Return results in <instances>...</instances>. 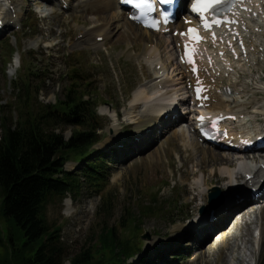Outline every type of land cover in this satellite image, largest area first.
Wrapping results in <instances>:
<instances>
[{
    "label": "rangeland",
    "instance_id": "1",
    "mask_svg": "<svg viewBox=\"0 0 264 264\" xmlns=\"http://www.w3.org/2000/svg\"><path fill=\"white\" fill-rule=\"evenodd\" d=\"M5 1L0 0V7ZM34 1L14 0L23 28L18 30L17 22L0 36V101L7 105L6 110L11 108L15 92L9 82L28 74L30 68L35 70L32 83L39 91L34 99L44 105L56 104L66 98L72 84H81L95 94L93 109L97 112L92 125L100 137L89 160L101 157L106 161L107 178L102 187H94L86 179V163L72 160L65 170L82 182L80 193L68 195L65 200L52 198L48 203L49 224L62 228L66 264L90 250L94 252L103 229L113 228L121 239H130L141 248L129 263L196 264L195 250H199L206 254L201 264H264V206L248 202L234 208L238 198L235 195L241 190L235 191L223 182L227 179L234 184L240 175L237 168L224 173L230 167L221 165L222 160L231 162L237 158L202 145L185 123H176L165 139L152 141L154 122L148 119L144 101H137L136 94L152 90L153 102H163L160 100L165 98L164 103L184 94L181 72L174 67V51L167 37L149 36L134 48L132 44L141 32L130 26L125 17L119 21L121 30L118 23H103L105 16L116 12L114 9L107 13L106 8L100 10L98 5L93 6L94 0H88L91 8L87 10L83 7L87 0H74V8L64 12L60 6ZM106 1L95 4L102 7ZM106 28L111 36L103 43L95 46L93 38L79 40L85 31L101 34ZM259 41L264 47V38ZM147 46L152 53L156 51L155 57L152 53L143 55ZM248 61L238 64L237 72L226 81L235 87L236 94L226 99L225 105L245 115L241 129L252 132L264 129V54H254ZM153 63L174 80L170 95L157 90L155 81L149 79L156 78ZM17 111L11 109L13 117H18ZM187 118L191 122L192 117ZM75 130L64 128L67 141ZM141 131L147 136L138 144ZM211 152L218 161L204 159V153ZM215 186L221 189L222 197L215 207L219 220L214 227L204 225L202 220L206 218L210 224L212 210L207 191ZM2 201L0 196V264L11 247L7 243L10 228L1 215ZM154 205L156 213L141 217L144 208ZM131 215L141 217L138 233L132 224H127ZM123 224L127 227L123 228ZM212 226L221 228L209 232ZM223 231L228 236L221 238Z\"/></svg>",
    "mask_w": 264,
    "mask_h": 264
},
{
    "label": "trees",
    "instance_id": "2",
    "mask_svg": "<svg viewBox=\"0 0 264 264\" xmlns=\"http://www.w3.org/2000/svg\"><path fill=\"white\" fill-rule=\"evenodd\" d=\"M34 72L14 84L16 102L11 109L18 110L17 118L0 102L1 215L10 228L7 243L11 244L1 264H66L62 228L50 225L47 219L50 199H66L82 189L81 181L67 173L65 166L72 160L86 162L89 168L85 175L92 185H101L106 179L105 162L90 164L87 160L99 141L92 125L95 95L81 84H72L66 98L44 105L34 99L39 94L32 83ZM65 127L76 129L69 141L64 136ZM154 204L158 205V200ZM155 205L144 208L141 217L156 213ZM141 217L131 215L127 222L135 233ZM96 245L94 252L90 250L70 264H129L141 252L130 239H121L116 228L103 229Z\"/></svg>",
    "mask_w": 264,
    "mask_h": 264
},
{
    "label": "bare ground",
    "instance_id": "3",
    "mask_svg": "<svg viewBox=\"0 0 264 264\" xmlns=\"http://www.w3.org/2000/svg\"><path fill=\"white\" fill-rule=\"evenodd\" d=\"M66 1H68V2H70V0H66ZM71 1H73V0H71ZM89 1H91V0H89ZM36 4L37 3H39V2H35ZM95 3H100V0H94L93 1V6H96V5H98L99 6V9L101 10V9H107V13H110L113 9L114 10H116V12L113 14V15H107V16H105V19L106 20H104V22L103 23H105L106 24V26H109L110 24H113L114 22H115V24L116 23H118V25H117V28L118 29H122L121 28V24H119V21L121 20V19H123L124 17L126 18V16H125V14H124V12L122 11V10H120V8H119V6H118V4H117V1L116 0H107L105 3L103 2V6L102 7H100L101 5H99V4H95ZM83 7H84V9H87V10H89L91 7H89L88 8V4H89V2H88V0L87 1H85V2H83ZM91 5V4H90ZM89 5V6H90ZM105 5V6H104ZM54 6H57V5H54ZM98 6H97V8H98ZM71 8H74L73 7V4H71L70 5V9ZM2 13V12H1ZM122 14V15H121ZM21 15V14H20ZM48 15V14H47ZM42 17H45L44 16V14L42 13ZM9 20H10V17L8 18ZM45 19H47L46 17H45ZM126 20H127V18H126ZM129 22V21H128ZM128 24V23H127ZM129 24H130V26H132L133 28H135V29H137L138 31H140L141 32V35H137L136 36V40H135V43L134 44H132V46L135 48V46H138V44H139V41H144L145 42V38L147 37H159V36H157L156 34H153V33H150V32H148V31H145V30H143V29H141L140 27H137L136 25H134L133 23H131V22H129ZM100 26V25H99ZM105 26V25H104ZM98 29H99V27H98ZM102 29V28H101ZM99 31H100V29H99ZM105 32V33H104ZM103 33V34H102ZM101 34H97V33H94V31L92 32V31H85V33L83 34V40H86V41H91L92 40V38L94 39V41H93V43H94V45L96 46L97 44H98V42H97V40L99 39V38H104V42H105V40H106V38H107V36H111L110 35V32H109V29H107L106 28V30H104L103 32H102ZM100 47V46H99ZM150 53H152V52H150L149 51V49L147 48L146 49V51L144 52V54L143 55H145V56H149V54ZM153 65H155V64H153ZM178 65V64H177ZM176 65V67L179 69V67ZM155 75H156V78L158 79V78H161V77H159V73H155ZM152 91V90H151ZM150 91V92H151ZM187 94V91H185L184 90V94H183V97L185 96ZM154 93L152 92V96L150 95V94H148V93H144V94H136V100L137 101H145L146 102V104H149V103H151V102H153V100H152V98L154 97ZM165 99V98H164ZM160 100V101H163V102H159V103H164V102H167V101H165V100ZM152 100V101H151ZM141 103V102H140ZM153 103H158V102H153ZM220 104L222 105L223 103L222 102H220ZM147 106V105H146ZM166 106V107H165ZM164 107H162V105L160 106V105H158V107L156 106V105H154V104H152V105H150V106H148V108H147V113H148V115H147V117H148V119L152 122H157L158 120H160V115H162L163 113H165V112H167V111H171V110H174L173 109V106L172 105H165ZM182 111H183V113H185L186 112V110L185 109H182ZM216 110H213V112H215ZM218 111H222V109H218ZM217 111V112H218ZM212 112V113H213ZM182 116V115H181ZM148 121V120H147ZM169 122V123H168ZM176 123H179V122H174V121H164L163 122V130H169V132L165 135V136H168V134L170 133V128H172L173 126H177L176 125ZM153 130H154V133H155V135H157L156 133H157V131H159L160 129H158V130H156V129H154L153 128ZM142 132V131H141ZM150 134V133H149ZM141 136H144V132H142L141 134H140ZM147 136V135H146ZM146 136L144 137V139L143 140H145L146 139ZM140 137V136H139ZM158 138V137H157ZM156 138V139H157ZM164 138V137H163ZM162 139V138H161ZM165 139V138H164ZM192 142V141H191ZM194 142V141H193ZM188 143V142H187ZM195 143V142H194ZM186 146V145H185ZM192 150V149H191ZM196 150V149H195ZM204 155H205V157H204V159L206 160V158H208L209 160H210V162H215V161H218V159H217V157L211 152V153H204ZM239 158L241 159V158H243L242 157V155H240V157H237V159L236 160H234V161H227V160H222V164L221 165H226V166H229V167H232V166H234L235 165V162L237 161V160H239ZM207 161V160H206ZM262 161L263 160H261V163H262ZM228 167V168H229ZM258 167H252V166H250V165H242V166H240L239 167V171H243L245 174L246 173H249V174H254V170L255 169H257ZM226 169V168H225ZM205 170V169H204ZM231 171L230 169H226V170H224L223 172L225 173V171ZM227 174V173H226ZM225 180H227V179H225ZM216 187V186H215ZM259 186H257L256 188H258ZM214 188V187H213ZM262 188V187H261ZM241 195L242 196H244V197H246V194H244V193H241ZM236 206H238V205H235L234 206V208L236 207ZM241 207V206H240ZM240 207H238L237 209H239ZM236 209V210H237ZM227 217H230V216H227ZM229 220V219H228ZM213 226L215 227L216 226V224L214 225L213 224ZM213 226H212V229H210V231L211 230H213L214 228H213ZM227 228V227H226ZM225 228V229H226ZM224 232V231H223ZM223 234V236H221V238H224V237H226V236H228V234L226 233V232H224V233H222ZM205 256H206V254H203L202 252H200L199 250H195V257H196V264H201L204 260H205ZM199 261V262H198Z\"/></svg>",
    "mask_w": 264,
    "mask_h": 264
},
{
    "label": "snow or ice",
    "instance_id": "4",
    "mask_svg": "<svg viewBox=\"0 0 264 264\" xmlns=\"http://www.w3.org/2000/svg\"><path fill=\"white\" fill-rule=\"evenodd\" d=\"M126 3L129 4H134V6L138 9H142L144 7H148L151 11H156V7L155 5L152 3V0H125ZM161 3L164 4H169L172 3V0H160ZM212 3H218V2H222V0H211ZM198 6H199V10H203L204 8H206L208 5L203 3V0H197V4L193 6V11H197L198 10ZM167 13H164L165 18H167ZM201 19H203V17H201ZM229 23H231V21H228ZM213 23H216L215 21ZM210 27V24H205V28L208 29ZM189 33H192V39L194 43H199L202 42L205 38L202 37L199 34V30L198 29H193L190 28ZM187 34V33H185ZM213 39H216L215 33H213ZM190 63H194V60H190ZM193 71L196 72L197 69L195 67H193ZM197 82L199 83V79L197 80ZM197 91L199 92L200 90L197 89ZM203 119V118H201Z\"/></svg>",
    "mask_w": 264,
    "mask_h": 264
},
{
    "label": "water",
    "instance_id": "5",
    "mask_svg": "<svg viewBox=\"0 0 264 264\" xmlns=\"http://www.w3.org/2000/svg\"><path fill=\"white\" fill-rule=\"evenodd\" d=\"M219 194H220V190H219V189H215V190L213 191V193L211 194L210 199H211V205H212V207L214 206V205H213L214 199H215Z\"/></svg>",
    "mask_w": 264,
    "mask_h": 264
}]
</instances>
